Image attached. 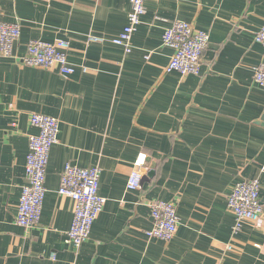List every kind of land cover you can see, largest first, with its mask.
I'll return each instance as SVG.
<instances>
[{
    "label": "crops",
    "instance_id": "obj_1",
    "mask_svg": "<svg viewBox=\"0 0 264 264\" xmlns=\"http://www.w3.org/2000/svg\"><path fill=\"white\" fill-rule=\"evenodd\" d=\"M129 10V0H0V22L20 28L0 60V264H264V211L262 224L234 233L227 208L237 183L258 179L264 209V91L253 81L264 0H149L126 53L111 41ZM176 20L209 34L198 76L164 72L172 50L162 36ZM33 40L66 41L75 72L25 66ZM32 113L59 129L41 218L26 229L15 217ZM139 153L147 167L128 191ZM66 164L101 170L105 205L78 250L66 242L73 202L57 193ZM155 200L176 205L169 242L145 236Z\"/></svg>",
    "mask_w": 264,
    "mask_h": 264
},
{
    "label": "built area",
    "instance_id": "obj_2",
    "mask_svg": "<svg viewBox=\"0 0 264 264\" xmlns=\"http://www.w3.org/2000/svg\"><path fill=\"white\" fill-rule=\"evenodd\" d=\"M149 0H129L130 10L127 13V24L112 39L113 45L122 47L126 53L131 51V37L140 24L145 13V4ZM20 36L17 23L0 22V60L12 57L13 48ZM89 42H103L96 37H88ZM255 43L264 49V24L254 35ZM209 43V34L195 31L183 21H172L164 30L162 45L172 50L165 73H177L180 76H198L201 58ZM68 43L57 40L47 43L39 40L30 41L21 62L28 67L52 69L64 77L72 75L75 70L67 60ZM254 83L264 91V63L253 70ZM29 124L37 130L36 135H29L28 151L25 159V177L27 184L22 187L17 206L15 221L22 228H31L41 218L46 188V168L49 153L57 142L59 123L55 118L32 113ZM147 167V155L139 153L133 162L126 182L128 191L140 188L142 175ZM264 173V166L262 168ZM101 170L95 166L82 169L71 164L63 168L58 195L73 202V216L66 242L78 250L91 233L93 223L102 212L105 200L99 195ZM260 183L251 179L237 183L227 196V208L234 217V233H237L246 222L262 224L263 206L259 199ZM151 228L145 232L147 239L169 242L174 237L179 219L174 203L153 201L150 204ZM231 250L230 245L226 246ZM53 257V255H51Z\"/></svg>",
    "mask_w": 264,
    "mask_h": 264
},
{
    "label": "water",
    "instance_id": "obj_3",
    "mask_svg": "<svg viewBox=\"0 0 264 264\" xmlns=\"http://www.w3.org/2000/svg\"><path fill=\"white\" fill-rule=\"evenodd\" d=\"M152 174V171H150L149 173H148V175L150 176Z\"/></svg>",
    "mask_w": 264,
    "mask_h": 264
}]
</instances>
